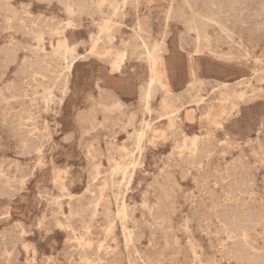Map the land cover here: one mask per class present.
I'll use <instances>...</instances> for the list:
<instances>
[{
  "label": "rangeland",
  "instance_id": "374dc122",
  "mask_svg": "<svg viewBox=\"0 0 264 264\" xmlns=\"http://www.w3.org/2000/svg\"><path fill=\"white\" fill-rule=\"evenodd\" d=\"M39 1L0 0V264H264V0L224 5L219 21L227 31L209 23L200 37L184 0H87L73 16L60 0ZM202 2L195 0L196 10ZM138 35L165 44L163 85H154L149 112L150 71ZM61 44L77 54L71 72Z\"/></svg>",
  "mask_w": 264,
  "mask_h": 264
},
{
  "label": "bare ground",
  "instance_id": "6f19581e",
  "mask_svg": "<svg viewBox=\"0 0 264 264\" xmlns=\"http://www.w3.org/2000/svg\"><path fill=\"white\" fill-rule=\"evenodd\" d=\"M39 1V0H38ZM61 2H62V4L64 5V10L66 11V13L69 15V16H73V15H75V14H77V13H80V12H82L84 9H86L87 8V6H88V1L87 0H60ZM136 1V0H135ZM40 2V1H39ZM96 2V1H95ZM129 3H131V2H133V0H131V2L130 1H128ZM31 3V2H30ZM57 3V2H56ZM125 3V2H124ZM184 3H185V5H186V7L191 11V13H192V17L190 18V26H189V28L191 29V30H193L194 31V33L196 34V36L197 37H200L203 33H204V31H205V27H206V25H208L209 23H215V24H217L223 31H227V29H226V27H224L221 23H220V21H219V15H220V13H222V9H223V6L224 5H228V6H232V5H234V3H233V0H203V2H202V8L201 9H198V10H196L195 9V0H184ZM20 4V3H19ZM136 4V3H135ZM9 5V4H8ZM26 5V4H25ZM25 5H23L24 7H25ZM12 7H13V5H11ZM28 6V5H27ZM4 7V6H3ZM15 7V6H14ZM11 8V7H10ZM134 8V7H133ZM15 9V8H14ZM20 9H21V7H20ZM19 9V10H20ZM8 10V9H7ZM18 10V9H17ZM16 11V10H15ZM26 11H28V10H26ZM96 11V10H95ZM118 11V10H117ZM7 11H5V13H6ZM19 12V11H18ZM123 12V11H122ZM9 13V12H8ZM16 13V12H15ZM29 13V12H28ZM121 13V12H120ZM10 14V13H9ZM124 14V13H123ZM42 15V14H41ZM107 15V14H106ZM33 16V15H32ZM120 16V15H119ZM9 17V16H8ZM37 17V16H36ZM124 17V16H123ZM122 17V18H123ZM33 18V17H32ZM38 18H40L41 19V17H38ZM108 18V17H107ZM15 18H13V20H14ZM26 19H27V17H26ZM29 19V18H28ZM27 19V20H28ZM2 20V19H1ZM5 20H8V18L7 19H5ZM10 20V19H9ZM12 20V19H11ZM48 20V19H47ZM50 20H52V19H50ZM26 21V20H25ZM29 21L30 20H28V22L27 23H29ZM32 21H33V19H32ZM49 21V20H48ZM47 21V22H48ZM59 21V20H58ZM10 22V21H9ZM40 22V21H39ZM38 22V23H39ZM55 22H56V19H55ZM26 23V22H25ZM26 23V25H28ZM32 23H35V22H32ZM60 23V22H59ZM9 24V23H8ZM48 24V23H47ZM46 24V25H47ZM64 24H66V23H64ZM13 25V24H12ZM11 25V26H12ZM21 25V24H20ZM19 25V26H20ZM36 25V24H35ZM42 25V24H41ZM45 25V24H44ZM52 25V24H51ZM80 25V24H79ZM10 26V27H11ZM48 26V25H47ZM71 26V25H70ZM14 27V26H13ZM22 27V26H21ZM29 27V26H28ZM36 27H37V25H36ZM45 27V26H44ZM132 27H133V25H132ZM131 27V28H132ZM16 28V27H15ZM14 28V29H15ZM17 28H19V27H17ZM23 28V27H22ZM33 28H34V26H33ZM52 28H54V27H52ZM56 28V27H55ZM54 28V29H55ZM138 28V27H137ZM7 29H9V28H7ZM36 30H38L37 28H35ZM35 29H33V31L35 30ZM40 29H42V28H40ZM39 29V30H40ZM45 29V28H44ZM133 29V28H132ZM131 29V30H132ZM21 30V29H20ZM45 30H47V29H45ZM32 31V32H33ZM42 31H44V30H42ZM55 31V30H54ZM1 32H3V31H1ZM31 32V31H30ZM48 32V31H47ZM132 32V31H131ZM142 32V31H141ZM28 33V32H27ZM40 33H42V32H40ZM40 33H38V35H40ZM45 33V32H44ZM29 34V33H28ZM137 35V34H136ZM132 36V35H131ZM133 37H135V36H133ZM137 38L140 40V43H136V46H138L141 50H142V53L144 54V56H145V59H146V61L148 62V65H149V71H150V75H149V79H148V82H147V86H146V88H145V90H144V99H145V110L147 111V112H149L150 111V108H149V106H148V102H147V99L150 97V95H151V93H152V90H153V87H154V85L155 84H159V85H163L162 84V80H163V77H164V61H163V53L165 52V44H164V40L162 39V41L161 42H155V43H153V44H150L146 39H145V37H143V36H141V35H138L137 36ZM15 41V40H14ZM97 41V40H96ZM8 42V41H7ZM17 42V41H16ZM56 42V41H55ZM9 43V42H8ZM11 43V42H10ZM96 43V42H95ZM15 44V43H14ZM13 44V45H14ZM6 45V44H5ZM16 45V44H15ZM14 45V46H15ZM19 45V44H18ZM20 45H22V44H20ZM26 45V44H25ZM7 46V45H6ZM27 46V45H26ZM1 47V46H0ZM15 47H17V46H15ZM21 47V46H20ZM91 47H92V44H91ZM1 48H3V47H1ZM12 48V47H11ZM24 48H25V46H24ZM59 48H61V51H62V53L64 54V56H65V58H67V57H69L70 59H69V61L67 62V64H66V69H67V71L68 72H71V70H72V68H73V65H74V63H75V61H76V59H77V54H75L74 53V49L73 48H69L66 44H61L60 46H59ZM93 48V47H92ZM5 50V49H4ZM7 50V49H6ZM14 50V49H13ZM16 50H18V49H16ZM15 50V51H16ZM3 51V50H2ZM102 51V50H101ZM199 50H197V52H198ZM10 52V51H9ZM12 52V51H11ZM130 52H132V51H130ZM196 52V53H197ZM7 53V52H6ZM12 53H14V52H12ZM123 53V52H122ZM195 53V52H194ZM2 54V53H1ZM4 54V53H3ZM8 54V53H7ZM16 54V53H15ZM246 54H247V52H246ZM9 55V54H8ZM10 55H12V54H10ZM3 56V55H2ZM16 56V55H15ZM4 57V56H3ZM12 58V57H11ZM42 58V57H41ZM4 59V58H3ZM27 59H29V58H27ZM6 60V59H5ZM4 60V61H5ZM9 60V59H8ZM16 60V59H15ZM24 60H26V59H24ZM23 60V61H24ZM256 60V59H255ZM13 62H14V58H13V60H12ZM34 61V60H33ZM47 61V60H46ZM26 62H27V60H26ZM26 62H25V64H26ZM30 62H31V60H30ZM30 62H29V64H30ZM6 63V62H5ZM9 63V62H8ZM7 63V65H9ZM11 63V62H10ZM21 63V62H20ZM34 63H36V61L35 62H33V64ZM3 64H4V62H3ZM28 64V65H29ZM47 64V63H46ZM23 65V64H22ZM21 65V67H23ZM39 65V64H38ZM4 67V66H3ZM8 67V66H7ZM20 67V66H19ZM28 67H30V65L28 66ZM27 67V68H28ZM41 67H43V66H41ZM110 67V66H109ZM111 67H112V70L113 71H116V70H118V67H119V63H118V61L117 60H115V61H113L112 62V64H111ZM52 68V67H51ZM191 68V67H190ZM0 71L2 72V68L0 67ZM18 69V68H17ZM31 70H33V69H31ZM39 70V69H38ZM46 70V69H45ZM193 70V69H192ZM5 71V70H4ZM22 71V73H23V69L21 70ZM32 72V71H31ZM192 72V71H191ZM37 73H39V72H37ZM42 73V72H41ZM45 73V72H44ZM43 73V74H44ZM255 73V72H254ZM17 74H19V73H17ZM33 74V73H32ZM48 74V73H47ZM192 74H194V71L192 72ZM12 75V74H11ZM58 75V74H57ZM26 76V75H25ZM29 76V75H28ZM36 76V75H35ZM193 77V76H192ZM33 78V77H32ZM31 78V79H32ZM36 78V77H35ZM34 78V79H35ZM37 79V78H36ZM43 79V78H42ZM41 79V80H42ZM56 79V78H55ZM33 80V79H32ZM54 80V79H53ZM57 80V79H56ZM250 80H248V82H249ZM32 82V81H31ZM194 79H192L191 81H189L188 82V86L190 87V88H192L193 87V85H194ZM14 83V82H13ZM29 84V83H28ZM23 85V84H22ZM22 85H21V87H22ZM33 85H34V83H33ZM53 85V84H52ZM3 86H4V84H3ZM166 86V85H165ZM164 86V87H165ZM13 87H14V85H13ZM19 87V86H18ZM52 87V86H51ZM163 87V88H164ZM4 89H6V88H4ZM20 90V89H19ZM25 89H23V91H24ZM5 91V90H4ZM12 91H14V90H12ZM20 94H21V92H20ZM24 94V93H23ZM240 94H242V92L240 93ZM33 95V94H32ZM31 95V96H32ZM243 95V94H242ZM242 95H240V98H241V96ZM1 97V96H0ZM16 97V96H15ZM112 97V96H111ZM14 98V97H13ZM227 100V99H226ZM2 100H0V102H1ZM241 101H242V99H241ZM220 102V101H219ZM90 104V103H89ZM161 104H163V103H161ZM92 105V104H91ZM19 106V105H18ZM231 107H233V106H231ZM230 107V108H231ZM36 108V107H35ZM1 109V108H0ZM43 111H44V109H43ZM209 111H210V109H209ZM212 111V110H211ZM210 111V112H211ZM0 112H1V110H0ZM82 112V111H81ZM222 112V111H221ZM229 112H230V110H229ZM13 113V112H12ZM36 113H38V112H36ZM171 113H173V112H171ZM171 113H169V114H171ZM185 113V112H184ZM209 114V113H208ZM6 115H8V114H6ZM33 115V114H32ZM205 115V114H204ZM213 115V114H212ZM31 116V115H30ZM84 116V115H83ZM86 116V115H85ZM87 117V116H86ZM101 117V116H100ZM198 117V116H197ZM24 118V117H23ZM84 118V117H83ZM102 118V117H101ZM159 119V118H158ZM264 119V118H263ZM1 120V119H0ZM3 120V119H2ZM20 120V119H19ZM261 120V119H260ZM78 121H80V120H78ZM189 121V120H188ZM138 122H139V120H138ZM218 122V121H217ZM1 123H3V122H1ZM12 123V122H11ZM9 124V123H8ZM2 125H4V124H2ZM9 125H11V124H9ZM24 125V124H23ZM29 125H31V124H29ZM33 125V124H32ZM146 126H148V123H146L145 124ZM8 126V125H7ZM14 126V125H13ZM13 126H12V128H13ZM16 126V125H15ZM19 126V125H18ZM145 126V127H146ZM203 126V125H202ZM260 126V125H259ZM141 127V126H140ZM139 127V128H140ZM144 127V128H145ZM148 127H150V126H148ZM205 127V126H204ZM258 127V126H257ZM11 128V127H10ZM23 127H21V129H22ZM219 128V127H218ZM9 129V128H8ZM7 128H6V131L8 130ZM15 129V128H14ZM17 129H19V127L17 128L16 127V131H17ZM28 129V128H27ZM141 129H143V128H141ZM149 129V128H148ZM202 129V128H201ZM204 129V128H203ZM208 129V128H207ZM206 129V130H207ZM13 130V129H12ZM30 130V129H29ZM29 130H28V132H29ZM151 130V129H150ZM161 130V129H160ZM159 130V131H160ZM212 130V129H211ZM216 130V129H215ZM260 130V129H259ZM11 131V130H10ZM82 131V130H81ZM140 131V130H139ZM149 131V130H148ZM9 132V131H8ZM13 132H15V131H13ZM27 132V131H26ZM47 132V131H46ZM83 132H84V130H83ZM213 132H215V131H213ZM11 133V132H10ZM16 133V132H15ZM41 133H42V131H41ZM142 133V132H141ZM160 133V132H159ZM158 133V134H159ZM19 134V133H18ZM37 134V133H36ZM35 134V135H36ZM87 134V133H86ZM157 134V135H158ZM214 134V133H213ZM261 134V133H260ZM13 135V134H12ZM34 135V136H35ZM40 135V134H39ZM42 135V137H43V134H41ZM40 135V136H41ZM69 135V134H68ZM67 135V136H68ZM263 135V134H262ZM18 136V135H17ZM70 136V135H69ZM136 136H138V135H136ZM205 136V135H204ZM212 136V135H211ZM25 137V136H24ZM45 137V136H44ZM158 137V136H157ZM164 137V136H163ZM40 137H38L37 139H39ZM68 139H70L69 137H67ZM137 138V137H136ZM140 138H141V136H140ZM193 138V137H192ZM201 138V137H200ZM24 139H26V137L24 138ZM36 139V140H37ZM49 139H50V137H49ZM66 139V138H65ZM159 139V138H158ZM208 139V138H207ZM215 139V138H214ZM258 139V138H257ZM260 139V138H259ZM18 140H19V138H18ZM35 140V141H36ZM44 140V139H43ZM67 140V139H66ZM136 140V139H135ZM139 140V139H138ZM138 140H137V143H138ZM141 140V139H140ZM156 140V139H155ZM201 140V139H200ZM205 140V139H204ZM253 139H251L250 141H252ZM261 140V139H260ZM260 140H259V142H260ZM202 141V140H201ZM200 141V142H201ZM208 141H210V140H208ZM207 141V142H208ZM233 141V140H232ZM262 141V140H261ZM41 142V141H40ZM44 142H46V141H44ZM140 142V141H139ZM206 142V141H205ZM216 142V141H215ZM223 142V141H222ZM247 142V141H246ZM253 142V141H252ZM257 142H258V140H257ZM156 143V142H155ZM181 143V142H180ZM180 143H179V147H180ZM196 143H197V140L196 139H193L192 140V146L195 148V150H196ZM208 143H210V142H208ZM207 143V144H208ZM213 143V142H212ZM261 143V142H260ZM262 143H263V141H262ZM261 143V144H262ZM20 144V143H19ZM39 144V143H38ZM44 144V143H43ZM153 144H154V142H153ZM184 144H185V142H184ZM252 144V143H251ZM28 145V144H27ZM40 145H42V144H40ZM40 145H39V147H40ZM190 145V144H189ZM203 145H204V143H203ZM249 145V144H248ZM3 146V145H2ZM200 146H202V145H200ZM206 146H208V145H206ZM205 146V147H206ZM211 146V145H210ZM213 146V145H212ZM249 146H251V145H249ZM256 146H257V144H256ZM23 147V146H22ZM186 147V146H185ZM252 147H254L253 145H252ZM251 147V148H252ZM19 148V147H18ZM36 148H37V146H36ZM139 148V147H138ZM188 148V147H187ZM193 148V149H194ZM227 148V147H226ZM185 149V148H184ZM208 149V148H207ZM21 150H22V148H21ZM89 150H91V148L89 149ZM194 150V151H195ZM203 150V149H202ZM252 150V149H251ZM87 151V150H86ZM99 151V150H98ZM100 151H102V150H100ZM108 151V150H107ZM183 151V150H182ZM190 151V150H189ZM193 151V152H194ZM240 151V150H239ZM23 152V151H22ZM33 152V151H32ZM31 152V153H32ZM34 152H36V150L34 151ZM89 152V151H88ZM139 152V151H138ZM181 152V151H180ZM186 152V151H185ZM184 152V153H185ZM210 152H212V149H211V151ZM241 152V151H240ZM30 153V152H29ZM90 153H92V151L90 152ZM244 153V152H243ZM102 154V153H101ZM100 154V155H101ZM131 154H133L132 152H131ZM189 154V153H188ZM198 154H201L202 155V152L200 153V150H199V153H197V155ZM89 155V154H88ZM90 155H92V154H90ZM97 155V154H96ZM99 155V154H98ZM139 155V154H138ZM190 155V154H189ZM191 155H192V153H191ZM197 155H196V158H198L197 157ZM244 155V154H243ZM246 155V154H245ZM187 156V155H186ZM199 156V155H198ZM128 157V156H127ZM190 157V156H189ZM195 157V156H194ZM202 157V156H201ZM208 157V156H207ZM5 158H7V157H5ZM89 158V157H88ZM90 158H91V156H90ZM126 158V157H125ZM187 158V157H186ZM186 158H184V159H186ZM196 158H194V159H196ZM40 159V158H39ZM86 159V158H85ZM124 159V158H123ZM191 159V158H190ZM193 159V160H194ZM88 160V159H87ZM188 160V159H187ZM261 160V159H260ZM124 161V160H123ZM131 161V160H130ZM130 161H129V163H130ZM181 161H183V159H181ZM190 160H188V161H186V162H189ZM206 161V160H205ZM253 161V160H252ZM37 162V161H36ZM200 162H202V161H200ZM221 162V161H220ZM131 163H133V162H131ZM194 163V162H193ZM223 163V162H222ZM254 163V162H253ZM256 163V162H255ZM36 164V163H35ZM107 164V163H106ZM190 164V163H189ZM188 164V165H189ZM218 164V163H217ZM1 165V164H0ZM16 165H17V163H16ZM192 165V164H191ZM198 165H200V164H198ZM216 165V164H215ZM244 165H245V163H244ZM35 166V165H34ZM168 166V165H167ZM3 167V166H2ZM32 167V166H31ZM117 167V166H116ZM132 167V166H131ZM164 167V166H163ZM212 168H213V166H211ZM229 167V166H228ZM248 167V166H247ZM1 168V167H0ZM28 168V167H27ZM188 168V167H187ZM195 168V167H194ZM198 168V167H197ZM201 168V167H200ZM208 168V167H207ZM211 168V169H212ZM246 168V167H245ZM31 169V168H30ZM29 168H28V176H29V170H30ZM95 169V168H94ZM112 169V168H111ZM117 169V168H116ZM115 169V170H116ZM257 169V168H256ZM32 170V169H31ZM115 170H113V171H115ZM161 170V169H160ZM213 170V169H212ZM216 170V169H215ZM245 170H247V168L245 169ZM15 171V170H14ZM113 171L112 172H110V174L111 173H113ZM124 171V170H123ZM248 171V170H247ZM249 171H250V169H249ZM2 172V171H1ZM0 172V173H1ZM12 172V171H11ZM106 172V171H105ZM117 172V171H116ZM133 172V171H132ZM131 172V173H132ZM184 172H185V170H184ZM186 172H187V169H186ZM196 172H197V169H196ZM208 172V171H207ZM220 172V171H219ZM13 173V172H12ZM32 173V172H31ZM211 173H212V171H211ZM248 173H250V172H248ZM5 174V173H4ZM156 174V173H155ZM163 174V173H162ZM164 174H165V172H164ZM170 175H171V173H169ZM10 175V174H9ZM12 175V174H11ZM24 175H27V174H24ZM23 175V176H24ZM105 175V174H104ZM115 175V174H114ZM122 175V174H121ZM157 175H160V174H157ZM156 175V176H157ZM181 174L179 173V176H180ZM237 175V174H236ZM247 175V174H246ZM4 176V175H3ZM5 176H6V174H5ZM98 176V175H97ZM112 176V175H111ZM152 176V175H151ZM163 176V175H162ZM161 176V177H162ZM184 176V175H183ZM240 176V175H239ZM238 176V177H239ZM262 176V175H261ZM11 177H13V175L11 176ZM109 177V176H108ZM154 177V176H153ZM152 177V178H153ZM158 177V176H157ZM170 177H172V175L170 176ZM181 177H182V175H181ZM192 177V176H191ZM209 177V176H208ZM224 177V176H223ZM110 178V177H109ZM109 178H108V181H109ZM124 178V177H123ZM123 178H121V179H123ZM164 178V177H163ZM175 178V177H174ZM180 178V177H179ZM197 178V177H196ZM196 178H194L195 180H196V182H197V179ZM243 178H244V176H243ZM242 178V179H243ZM262 178H263V176H262ZM158 179V178H157ZM173 178H171V180H172ZM217 179V178H216ZM245 179H247V178H245ZM111 180V179H110ZM156 180V179H155ZM169 181H170V179H168ZM193 180V179H192ZM224 180V179H223ZM249 180H251V178L249 179ZM21 181V180H20ZM107 181V182H108ZM152 181V180H151ZM175 181V180H174ZM213 181V180H212ZM221 181V180H220ZM238 181V180H237ZM248 181V180H247ZM252 181V180H251ZM258 181H260V180H258ZM19 182V181H18ZM106 182V184L107 185H109L108 183ZM156 182H157V180H156ZM195 182V181H194ZM195 182V183H196ZM203 182V181H202ZM250 182V181H249ZM249 182H246V183H249ZM128 183V182H127ZM126 183V184H127ZM153 183V182H152ZM217 183V182H216ZM1 184V183H0ZM86 184V183H85ZM149 184V183H148ZM150 184H151V182H150ZM149 184V185H150ZM158 184H160V182L158 183ZM157 184V185H158ZM213 184H215V183H213ZM239 184H241V183H239ZM243 184V183H242ZM240 185V186H242L243 187V185ZM251 184V183H250ZM19 185V184H18ZM120 185V184H119ZM119 185H118V188H119ZM147 185V184H146ZM161 185H164L163 183L161 184ZM197 185L200 187V185H199V183L197 182ZM221 185V184H220ZM226 185H228V184H226ZM4 186V185H3ZM2 186V187H3ZM63 186V185H62ZM61 186V188L63 189V187ZM126 186V185H125ZM148 186V185H147ZM158 186H160V185H158ZM168 186V185H167ZM170 186V185H169ZM2 187H1V189H0V191H2ZM6 187V186H5ZM19 187H20V185H19ZM87 187V186H86ZM237 187V186H236ZM250 187H252V186H250ZM43 188V187H42ZM65 188V187H64ZM126 188V187H125ZM154 188V187H153ZM169 188V187H168ZM201 188V187H200ZM200 188H198V189H200ZM209 188V187H208ZM231 188V187H230ZM230 188H229V190H230ZM246 188V187H245ZM248 188V187H247ZM6 189H7V187H6ZM103 189V188H102ZM160 189H161V187H160ZM159 189V190H160ZM173 189V188H172ZM202 189V188H201ZM226 189V188H225ZM234 189V188H233ZM263 189V188H262ZM261 189V190H262ZM47 190V189H46ZM61 190V189H60ZM63 190H65V189H63ZM146 190H147V188H146ZM146 190H144V192H146ZM162 190V189H161ZM174 190V189H173ZM193 190V189H192ZM209 190V189H208ZM245 190V189H244ZM257 190V189H256ZM12 191H14V189L12 190ZM19 191V190H18ZM163 191V190H162ZM161 191V192H162ZM191 191V190H190ZM204 191V190H203ZM235 191H236V189H235ZM239 191V190H238ZM237 191V192H238ZM242 191V190H241ZM245 191H247V190H245ZM175 192V191H174ZM1 193V192H0ZM50 193V192H49ZM165 193V192H164ZM188 193V192H187ZM192 194H193V192H191ZM226 193V192H225ZM224 193V194H225ZM234 193V192H233ZM240 193H242V192H240ZM240 193H238V194H240ZM244 193V192H243ZM146 194V193H145ZM169 194V193H168ZM172 194V193H171ZM189 194V193H188ZM191 194V195H192ZM197 194H199V193H197ZM212 194V193H211ZM231 195H232V192L230 193ZM48 195V194H47ZM101 195V194H100ZM143 195V194H142ZM162 195H163V193H162ZM165 195H167V194H165ZM174 195V194H173ZM172 195V196H173ZM213 196H214V194H212ZM212 195H210V196H207V197H211ZM217 195H218V193H217ZM226 195V194H225ZM235 195V194H234ZM251 195V194H250ZM258 195V194H257ZM81 196V195H80ZM141 196V195H140ZM145 196V195H144ZM158 196H159V194H158ZM190 196V195H189ZM198 196V195H197ZM223 196V195H222ZM82 197V196H81ZM163 197V196H162ZM169 197V196H168ZM187 197H188V195H187ZM218 197V196H217ZM239 197H241V196H239ZM249 197V196H248ZM49 198V197H48ZM48 198H47V201H48ZM95 198H97V197H95ZM172 198V197H171ZM198 198H200V197H198ZM208 198V199H209ZM212 198V197H211ZM219 198V197H218ZM234 198V197H233ZM253 198V197H252ZM256 198V197H255ZM69 199V198H68ZM93 199V198H92ZM146 199V198H145ZM160 199V198H159ZM164 198H162V200H163ZM172 199H174V198H172ZM172 199H171V201H172ZM189 199V198H188ZM195 199V198H194ZM215 199H217V198H215ZM236 199V198H235ZM241 199H243V197L241 198ZM254 199V198H253ZM259 199H261V198H259ZM46 200V199H45ZM52 200V199H51ZM78 200V199H77ZM96 200V199H95ZM97 200H99V199H97ZM116 200V199H115ZM142 200V199H141ZM144 200V199H143ZM148 200V199H147ZM202 200V199H201ZM248 200H250V198H248ZM40 201V200H39ZM190 201V200H189ZM197 201H198V199H197ZM197 201H195V202H197ZM229 201V200H228ZM238 200L236 199V205H238V202H237ZM241 201H246V200H241ZM251 201V200H250ZM262 201V200H261ZM44 202V201H43ZM51 202V201H50ZM66 202V201H65ZM68 202H69V200H68ZM95 202V201H94ZM116 202V201H115ZM145 202V201H144ZM147 202V201H146ZM161 202V201H160ZM191 202V201H190ZM198 202H200V201H198ZM249 202V201H248ZM257 202V201H256ZM58 203V202H57ZM134 203V202H133ZM142 203H143V201H142ZM201 203H202V201H201ZM228 203V202H227ZM226 203V204H227ZM232 204H233V202H231ZM242 203V202H241ZM247 203V202H246ZM246 203L244 204V206L246 205ZM250 203V202H249ZM254 203V202H253ZM252 203V204H253ZM258 203V202H257ZM260 203V202H259ZM258 203V204H259ZM262 203V202H261ZM68 204H70V203H68ZM94 204V203H93ZM96 204V203H95ZM135 204V203H134ZM197 204V203H196ZM199 204V203H198ZM235 204V203H234ZM251 204V203H250ZM255 205H256V203H254ZM257 204V205H258ZM88 205H90L89 203H88ZM202 205V204H201ZM204 205V204H203ZM229 205V204H228ZM241 205V204H240ZM248 205V204H247ZM159 206V205H158ZM165 206V205H164ZM193 206V205H192ZM198 206V205H197ZM196 206V207H197ZM200 206V205H199ZM205 206V205H204ZM218 206H219V203H218ZM224 206V205H223ZM227 206V205H226ZM225 206V207H226ZM234 206V205H233ZM233 206H230L229 208H231V209H233L232 207ZM242 206V205H241ZM252 206H254V205H252ZM251 206V207H252ZM260 206H263L262 204L260 205ZM67 207H68V205H67ZM94 207V206H93ZM119 207V206H118ZM161 207V206H160ZM215 207V205L213 206V208ZM224 207V208H225ZM237 207H239V205L237 206ZM243 207V206H242ZM88 208V207H87ZM166 208H167V206H166ZM212 208V209H213ZM222 208V207H221ZM229 208H227V210L229 209ZM249 209H250V205H249V207H248ZM261 208V207H260ZM57 209V208H56ZM141 209V208H140ZM158 209V208H157ZM204 209V208H203ZM205 209H207V207L205 208ZM240 209H241V207H240ZM244 209V208H243ZM251 209H253V208H251ZM256 209V208H255ZM71 210V209H70ZM74 210H76V209H74ZM87 210H89V209H87ZM92 210V209H91ZM151 210V209H150ZM189 210H191V209H189ZM188 210V211H189ZM209 210V209H208ZM234 210V209H233ZM236 210V209H235ZM246 210H248V209H246ZM246 210H244V211H246ZM261 211L263 210V208L262 209H260ZM77 211V210H76ZM96 211V210H95ZM115 211V210H114ZM129 211H132V209L131 210H129ZM174 212H175V210H173ZM195 211V210H194ZM210 211V210H209ZM220 211V210H219ZM226 211V210H225ZM229 211V210H228ZM240 211H243V210H240ZM239 211V213L238 214H240L241 212ZM248 211H250V210H248ZM256 211V210H255ZM255 211H253V212H255ZM258 211V210H257ZM69 212V211H68ZM79 212V211H78ZM109 212H112V211H109ZM122 212V211H121ZM142 212V211H141ZM164 212V211H163ZM192 212H193V210H192ZM203 212V211H202ZM224 212V211H223ZM232 212V211H231ZM263 212V211H262ZM77 213V212H76ZM128 213V212H127ZM143 213V212H142ZM159 213H160V210H159ZM198 214H199V212H197ZM201 213V212H200ZM234 213V212H233ZM237 213V212H236ZM236 213H234L235 215H237ZM261 213V212H260ZM91 214H93L94 215V213H91ZM114 214V213H113ZM113 214H112V216H113ZM165 214H167V213H165ZM204 215L206 214V213H203ZM208 214V213H207ZM233 214V215H234ZM254 214V213H253ZM44 215V214H43ZM64 215V214H63ZM122 215V214H121ZM131 215H132V212H131ZM151 215V214H150ZM155 215V214H154ZM157 215V214H156ZM159 215V214H158ZM164 215V214H163ZM195 215H196V213H195ZM258 215V214H257ZM260 215V214H259ZM263 215V214H262ZM118 217V214L117 215H115V217ZM184 216H185V214H184ZM188 216H189V214H188ZM193 216H194V214H193ZM199 216V215H198ZM206 217H207V215H205ZM213 216V215H212ZM211 216V217H212ZM242 216V215H241ZM240 216V217H241ZM243 216H245V215H243ZM248 216V215H247ZM246 216V217H247ZM256 216V215H255ZM66 217V216H65ZM124 217H126V215L124 216ZM129 217V216H128ZM147 217V216H146ZM152 217V216H151ZM160 217V216H159ZM190 217V216H189ZM208 217H209V215H208ZM239 217V218H240ZM68 218V217H67ZM67 218H66V220H67ZM73 218V217H72ZM74 218H75V216H74ZM123 218V217H122ZM156 218V217H155ZM158 218V217H157ZM164 218H165V216H164ZM192 218V217H191ZM197 218V217H196ZM199 218V217H198ZM201 218V217H200ZM221 219H222V217H220ZM244 218V217H243ZM242 218V219H243ZM259 218H260V216H259ZM42 219V218H41ZM119 219V218H118ZM125 219V218H124ZM131 219V218H130ZM129 219V220H130ZM153 219V218H152ZM202 219V218H201ZM208 219H210V218H208ZM237 219V218H236ZM245 219V218H244ZM243 219V220H244ZM247 219L249 220V218L247 217ZM263 219V218H262ZM43 220V219H42ZM135 220V219H134ZM192 220V219H191ZM228 220V219H227ZM235 220V219H234ZM41 221V220H40ZM90 221V220H89ZM143 221V220H142ZM147 221V220H146ZM157 221V220H156ZM182 221V220H181ZM198 221V220H197ZM219 221H221V220H219ZM223 221H224V219H223ZM257 221V220H256ZM261 220H259V221H257V222H260ZM43 222V221H42ZM129 222V221H128ZM127 222V223H128ZM133 222V221H132ZM159 222V221H158ZM202 221H200V223H201ZM228 222H230L229 220H228ZM251 221H249V223H250ZM253 222V221H252ZM256 222V223H257ZM13 223V222H12ZM12 223H11V225H12ZM57 223H59V222H57ZM57 223H56V225H57ZM90 223V222H89ZM131 223V222H130ZM144 222H142V224H143ZM147 223V222H146ZM180 223V222H179ZM224 223H227L226 222V220L224 221ZM223 222H222V224H224ZM233 223V222H232ZM238 223L239 222H236L235 224H237V228L239 227L238 226ZM243 223H245L244 221H243ZM23 224V223H22ZM60 224V223H59ZM112 224V223H111ZM110 224V225H111ZM122 224H124V223H122ZM142 224H141V226H142ZM158 224V223H157ZM159 224H160V222H159ZM203 224H205L204 222H203ZM212 224H214V222L213 223H211V225ZM254 224H255V222H254ZM264 224V223H263ZM125 225H126V223H125ZM131 225V224H130ZM199 225V224H198ZM208 225V224H207ZM215 225V224H214ZM226 225V224H225ZM241 225H243V224H241ZM248 225V224H247ZM253 225V224H252ZM252 225L250 226V227H252ZM15 226H16V224H15ZM37 226V225H36ZM58 226H61V225H58ZM140 226V225H139ZM138 226V227H139ZM148 226V225H147ZM209 226V225H208ZM208 226H206V227H208ZM219 226H223V225H219ZM227 226V225H226ZM225 226V227H226ZM10 227V226H9ZM8 227V228H9ZM62 227V226H61ZM88 227V226H87ZM86 227V228H87ZM121 227V226H120ZM134 227V226H133ZM137 227V226H136ZM135 227V228H136ZM137 227V228H138ZM155 227V226H154ZM154 227H152V228H154ZM191 227V226H190ZM244 227H245V225H244ZM244 227H242V228H244ZM13 228V227H12ZM67 228V227H66ZM134 228V229H135ZM145 228H146V226H145ZM144 228V229H145ZM159 228V227H158ZM214 228H215V226H214ZM222 229H223V227H221ZM228 228V227H227ZM233 228V227H232ZM248 228V227H247ZM254 228H255V226H254ZM65 229V228H64ZM63 229V230H64ZM73 229V228H72ZM88 229V228H87ZM86 229V230H87ZM125 228H123V230H124ZM143 229V228H142ZM205 229V228H204ZM218 230H219V227L217 228ZM231 229V228H230ZM239 230H241L240 229V227L238 228ZM245 229V228H244ZM243 229V230H244ZM253 229V228H252ZM15 230V229H14ZM18 230V229H17ZM44 231H45V229H43ZM140 230V229H139ZM157 230V229H156ZM172 230V229H171ZM205 230H207V228L205 229ZM217 230V231H218ZM227 230H229V229H227ZM232 230V229H231ZM233 230H235V229H233ZM232 230V231H233ZM263 230V229H262ZM4 231H6L5 229H4ZM10 231V230H9ZM19 231V230H18ZM65 231V230H64ZM67 231V230H66ZM201 231V230H200ZM17 232V231H16ZM15 232V233H16ZM70 232H71V230H70ZM156 232V231H155ZM172 232H173V230H172ZM211 232V231H210ZM212 232H215V231H212ZM219 232H220V230H219ZM224 232V231H223ZM222 232V233H223ZM240 232V231H239ZM245 232H246V229H245ZM245 232H243L244 233V235L245 236H247L246 235V233ZM249 232V231H248ZM1 233V232H0ZM23 233V232H22ZM65 233H67V232H65ZM134 233V232H133ZM152 233V232H151ZM157 233V232H156ZM155 233V234H156ZM208 233V232H207ZM221 233V232H220ZM229 232L227 231V234H228ZM232 233V232H231ZM8 234V233H7ZM13 234V233H12ZM17 234V233H16ZM24 234V233H23ZM69 234V233H68ZM75 234V233H74ZM109 234V233H108ZM141 234V233H140ZM142 234H144V233H142ZM168 234V233H167ZM200 234H201V232H200ZM225 234H226V232H225ZM240 234V233H239ZM248 234V233H247ZM125 235V234H124ZM137 235V234H136ZM236 235V234H235ZM240 235H242V234H240ZM71 236V235H70ZM132 236H133V234H132ZM142 236V235H141ZM188 236H189V234H188ZM191 236V235H190ZM194 236V235H193ZM215 236V235H214ZM227 236V235H226ZM239 236V235H238ZM13 237V236H12ZM131 238V234L129 233V235L127 236V238ZM136 237H138V236H136ZM192 237V236H191ZM201 237V236H200ZM216 237H217V235H216ZM241 237V236H240ZM248 237V236H247ZM1 238V237H0ZM9 238V237H8ZM11 238V237H10ZM18 238V237H17ZM73 238V237H72ZM75 238H76V236H75ZM78 238V237H77ZM139 238V237H138ZM149 238V237H148ZM156 238V237H155ZM218 238V237H217ZM7 239V238H6ZM69 239V238H68ZM71 239V238H70ZM74 239V238H73ZM80 239V238H79ZM122 239V238H121ZM134 239H136L135 237H134ZM172 239V238H171ZM174 239V238H173ZM209 239V238H208ZM216 239V238H215ZM239 239V238H238ZM238 239H237V241H238ZM241 239V238H240ZM9 240V239H8ZM132 240V239H131ZM148 240V239H147ZM168 240V239H167ZM244 240H246L245 238H244ZM12 241V240H11ZM67 242H68V240H66ZM73 241V240H72ZM122 241V240H121ZM150 241V240H149ZM148 241V242H149ZM153 241H155V239H153ZM186 241V240H185ZM224 241V240H223ZM233 241V240H232ZM231 241V242H232ZM236 241V240H235ZM240 241H242V240H239V242ZM247 241V240H246ZM8 242V241H7ZM13 242L14 241H12V244H13ZM78 242V241H77ZM80 242H81V239H80ZM80 242H78V243H80ZM134 241H132V243H133ZM136 242H137V240H136ZM3 243H6V242H4L3 241ZM63 243V242H62ZM72 243V242H71ZM83 243V242H82ZM174 243V242H173ZM172 243V244H173ZM218 243V242H217ZM237 243V242H236ZM85 244H86V242H85ZM89 244H91V243H89ZM96 244V243H95ZM126 244V243H125ZM196 244V243H195ZM209 244V243H208ZM212 244V243H211ZM210 244V245H211ZM226 244V243H225ZM233 244H235L234 242H233ZM242 244V243H241ZM245 243H243L242 245H244ZM5 245V244H4ZM8 245H10V244H7V246ZM21 245H23V244H21ZM78 245H80V244H78ZM82 245V244H81ZM116 245H118V244H116ZM133 245V244H132ZM148 244H146V246H147ZM189 245V244H188ZM216 245L217 244H215V246L214 247H216ZM230 245V244H229ZM12 246V245H11ZM27 246V245H26ZM84 246V245H83ZM122 246V245H121ZM155 246V245H154ZM157 246V245H156ZM162 246V245H161ZM161 246H159V247H161ZM190 246V245H189ZM194 246V245H193ZM192 246V247H193ZM219 246V245H218ZM225 246V245H224ZM232 246V245H231ZM235 246H236V244H235ZM234 246V247H235ZM250 246V245H249ZM72 247V246H71ZM80 247V246H79ZM90 247V246H89ZM134 247V246H133ZM144 247V246H143ZM198 247V246H197ZM229 247V246H228ZM233 247V246H232ZM243 248H245L244 246H242ZM252 247V246H251ZM4 249H5V247H3ZM25 248V246L23 245V249ZM92 248V247H91ZM95 248V247H94ZM93 248V249H94ZM116 248V247H115ZM145 248V247H144ZM177 248V247H176ZM189 248V247H188ZM187 248V249H188ZM221 248H222V246H221ZM236 248V247H235ZM248 248V247H247ZM15 249H17V248H15ZM61 249V248H60ZM87 249V248H86ZM92 249V250H93ZM98 249V248H97ZM129 249H130V246H129ZM128 249V250H129ZM147 249V248H146ZM161 249V248H160ZM180 248H178V250H179ZM184 249V248H183ZM203 249V248H202ZM7 250V249H6ZM8 250H9V248H8ZM13 250V249H12ZM90 250V249H89ZM91 250V251H92ZM134 250V249H133ZM159 250V249H158ZM174 250H175V248H174ZM174 250L172 251V252H174ZM218 250V249H217ZM224 250V249H223ZM252 250H254V248L252 249ZM261 250V249H260ZM259 250V251H260ZM13 251H16V250H13ZM12 251V252H13ZM32 251V250H31ZM70 251V250H69ZM77 251V250H76ZM88 251V250H87ZM94 251V250H93ZM96 251V250H95ZM102 251V250H101ZM110 251V250H109ZM111 251H112V249H111ZM148 251H151L150 249L148 250ZM160 251V250H159ZM163 251H165V250H163ZM163 251H162V253H163ZM190 251V250H189ZM193 251V250H192ZM219 251V250H218ZM246 251V250H245ZM245 251H243L244 253H246ZM249 251V250H248ZM247 251V252H248ZM18 252V251H17ZM25 252H26V250H25ZM75 252V251H74ZM84 252V251H83ZM125 252V251H124ZM128 252V251H127ZM126 252V253H127ZM142 252V251H141ZM170 252V251H169ZM206 252V251H205ZM211 252V251H210ZM225 252V254H226V251H224ZM257 252V251H256ZM262 252H264L263 250H262ZM76 253V252H75ZM88 253V252H87ZM125 253V254H126ZM129 253V252H128ZM137 253V252H136ZM140 253V252H139ZM152 253V252H151ZM166 253H167V251H166ZM177 253H178V251H177ZM189 253V252H188ZM217 253V252H216ZM229 253V252H228ZM252 253H254V252H252ZM260 253H261V251H260ZM71 254V253H70ZM91 254V253H90ZM105 254V253H104ZM110 254V253H109ZM147 254V253H146ZM174 254V253H173ZM194 254H195V252H194ZM211 254H212V252H211ZM234 254V253H233ZM235 254H236V251H235ZM239 254V256H240V253H238ZM237 254V255H238ZM248 254V253H247ZM255 254V253H254ZM259 254V253H258ZM18 255V254H17ZM61 255H62V253H61ZM92 255V254H91ZM101 255V254H100ZM112 255V254H111ZM120 255V254H119ZM169 255H170V253H169ZM168 255V256H169ZM176 255H178V254H176ZM214 255V254H213ZM223 255V254H222ZM232 255V254H231ZM9 256H11V254L9 255ZM69 256H71V255H69ZM78 256V255H77ZM102 256V255H101ZM132 257H133V255H131ZM146 256H148V254L146 255ZM200 255H198V257H199ZM226 256V255H225ZM7 257V256H6ZM74 257V256H73ZM86 257V256H85ZM100 257V256H99ZM112 257V256H111ZM116 257H118V255L116 256ZM120 257V256H119ZM123 257V256H122ZM121 257V258H122ZM126 257V256H125ZM186 257H187V255H186ZM189 257V256H188ZM229 257V256H228ZM232 257H233V255H232ZM238 257V256H237ZM248 257H249V254H248ZM248 257H246V258H248ZM44 258H46V257H44ZM68 258V257H67ZM140 258V257H139ZM139 258H137V259H139ZM176 258V257H175ZM178 258V257H177ZM196 258V257H195ZM221 258H222V256H221ZM225 258V257H224ZM256 258V255H252L251 256V260L253 261V262H257V260L259 259V258H257V260L255 259ZM83 259V258H82ZM89 259V258H88ZM87 259V260H88ZM111 258H109L108 260H110ZM153 259V258H152ZM168 259H170V258H168ZM186 259V258H185ZM202 259V258H201ZM205 259V258H204ZM208 259V258H207ZM233 259V258H232ZM241 259H243V258H241ZM3 260H4V258H3ZM39 260V259H38ZM41 260H43V259H41ZM40 260V261H41ZM74 260V259H73ZM84 260H85V258H84ZM98 260V259H97ZM102 260V259H101ZM103 260H104V258H103ZM115 260V259H114ZM122 260H125V258L124 259H122ZM131 260V259H130ZM183 260V259H182ZM194 260V259H193ZM200 259H198V261H199ZM209 260V259H208ZM227 260V259H226ZM244 260H246V259H244ZM8 261V260H7ZM59 261V260H58ZM86 261V260H85ZM107 261V260H106ZM112 261V260H111ZM121 261V260H120ZM142 261V260H141ZM159 261V260H158ZM169 261V260H168ZM184 261H186V260H184ZM197 261V260H196ZM219 261V260H218ZM222 261V260H221ZM242 261V260H241ZM4 262V261H3ZM3 262H2V264H3ZM42 262V261H41ZM46 262V261H45ZM90 262V261H89ZM96 262V261H95ZM101 262V261H100ZM103 262V261H102ZM107 262H109V261H107ZM113 262V261H112ZM171 262V261H170ZM206 262V261H205ZM250 262V261H249ZM259 262V261H258ZM262 262V261H261ZM56 263V262H55ZM67 263V262H66ZM65 263V264H66ZM70 263V262H69ZM124 263H125V261H124ZM171 263H173V264H175L174 262H171ZM180 263V262H179ZM184 263V262H183ZM189 264H190V262H188ZM187 263V264H188ZM198 263V262H197ZM212 263V262H211ZM216 263H218L217 262V260H216ZM242 263H243V261H242ZM251 263V262H250ZM260 263V262H259ZM40 264H42V263H40ZM57 264V263H56ZM76 264V263H75ZM88 264V263H87ZM93 264H95V263H93ZM96 264H97V262H96ZM101 264V263H100ZM104 264V263H103ZM110 264V263H109ZM130 264H132V263H130ZM145 264V263H144ZM186 264V263H185ZM191 264H193V262L191 263ZM199 264V263H198ZM209 264H210V262H209ZM213 264H214V262H213ZM245 264V263H244ZM247 264V263H246ZM261 264V263H260Z\"/></svg>",
  "mask_w": 264,
  "mask_h": 264
}]
</instances>
